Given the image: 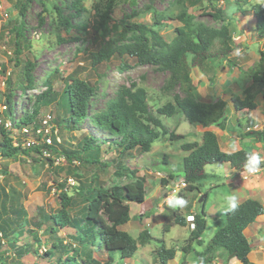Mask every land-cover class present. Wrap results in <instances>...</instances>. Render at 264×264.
Masks as SVG:
<instances>
[{
	"label": "rangeland",
	"instance_id": "rangeland-1",
	"mask_svg": "<svg viewBox=\"0 0 264 264\" xmlns=\"http://www.w3.org/2000/svg\"><path fill=\"white\" fill-rule=\"evenodd\" d=\"M75 2L76 0H0V107H5L4 115L7 117L6 95L10 94L11 118L14 120L31 114L36 106L41 115L51 110L52 114L67 117L68 108L64 107L67 96H64L63 91L67 78L74 75L75 71L78 77L97 83L96 93L91 98L92 112L105 108L107 101L115 95L118 85H129L131 82L145 89L148 107L153 114L163 104L173 102V96L178 92V88L167 90L165 88L167 72L153 65L133 66L122 71L119 69V61L113 58L97 65L95 69L91 67L89 53L96 50L99 39L98 35L94 36V24L104 10L105 0H80L78 7L74 6ZM253 3L264 4V0H221L220 5L224 10L225 18L216 20L206 14L205 1L191 6L186 0H117L112 12L113 20L108 22L109 31L105 34V41L116 38L124 22L153 23L156 12L171 15L163 22L165 24L158 26L159 33L167 42L174 37L175 27L182 25L174 16L185 9L193 14L195 22L207 27L217 28L228 25L233 48L229 57L215 65L210 63L205 71L193 67L191 73L193 83L197 86V99L228 100L232 95L241 94L242 89L248 85L247 73L258 62L259 52L264 48V43L262 40L258 41L253 30L256 20L250 8ZM21 5L24 8L23 18H20ZM21 22L23 29H21L22 35H19L15 29L20 27ZM114 22L117 23V28L112 26ZM74 37L76 39H70ZM27 60L33 64L31 85L26 82L23 73ZM15 62L19 64L15 65ZM48 86L53 89L51 99L48 103L40 105L36 102L35 94L45 91ZM256 102L257 108L251 112V115L258 118L255 120L258 125L263 126L264 99L261 94L257 95ZM66 104L68 105V102ZM228 107L232 106L228 103ZM230 108L228 111H231ZM63 109L65 111L61 114ZM160 119L163 127L159 131H166L167 134L161 135L159 140L153 142L148 151L134 149L123 154L120 153L121 149L117 145L111 143L109 147L105 143L99 149H94L101 153L99 162L94 165L79 164L77 160L66 165L63 157L55 153L52 165L47 159L35 153L29 155L21 153L11 158L0 156V187L8 194L6 199L0 197V206L4 203L6 207L11 205L19 209L20 216L15 220L21 223L25 231L18 234L19 236L12 234L8 239H1L0 236V264H48L54 260V257L48 258L44 254L45 249H48L55 239L69 241L71 234L76 233L74 228L69 227L58 229L57 234L53 236L44 231L49 223L45 219L47 214L56 213L61 206L62 191L72 198L68 206L70 215L77 216L84 203L81 192L87 186L92 184L98 188L100 182L105 187H109L113 184L130 182L135 176H144L145 199L143 203L130 202V220L120 228L133 238H138L143 225L151 234V239L145 245L138 244L132 259L121 258L119 252H114L113 263L151 264L153 258L151 251L164 244L167 248L177 249L175 259L168 261L167 264H180V258L185 254L181 247L189 237L190 228L186 225L174 224L164 229L163 225L167 221L162 223L160 218H170L175 208L166 203L157 209L156 198L161 199L163 194L167 195L168 191L173 190L170 185L174 186L176 180H181L182 158L188 153L183 151L181 145L193 140L201 141L202 129L196 124L189 123L181 111L170 117L160 116ZM210 128L216 129L214 126ZM68 129L67 126V129L62 128L60 131L67 147L81 139V135L80 138H75L79 137L80 131H76L77 136H73ZM83 129L85 132L88 131V121L83 125ZM216 130L221 132L219 129ZM224 132L221 133L230 136L229 139L233 138L229 131L226 134ZM170 133L183 137L171 139ZM235 136L238 137L236 134ZM243 142H245L243 138H235L230 148L238 150L243 146ZM251 142L246 141L248 144ZM103 162L107 165L101 164ZM117 163L119 166L137 170L136 175H117L115 172ZM205 170L208 177L199 183V192L181 190L180 194L175 196L186 200L193 195L192 199L187 201L191 202L195 199L194 205L199 212L201 205L198 200L207 193L204 210L208 225L202 234V239L207 242L218 227L213 221L211 212L218 213L219 206L222 205L221 198L229 189V185L226 184L229 177L225 176L226 169L218 163L206 165ZM162 179H166V182H162ZM164 189L168 191L163 193ZM145 208L146 216L140 217L142 214L140 210ZM180 210L184 212V208ZM12 213L8 212L2 216L8 218ZM255 226L254 222L249 229ZM13 241L15 243H12ZM194 248L200 247L194 244ZM103 254L102 257H105L106 253ZM97 255L94 254L95 257ZM192 257L193 254L191 260L188 259L191 262ZM259 264H264V255Z\"/></svg>",
	"mask_w": 264,
	"mask_h": 264
},
{
	"label": "trees",
	"instance_id": "trees-1",
	"mask_svg": "<svg viewBox=\"0 0 264 264\" xmlns=\"http://www.w3.org/2000/svg\"><path fill=\"white\" fill-rule=\"evenodd\" d=\"M186 1L191 6L205 1L207 15L216 20L225 18L224 10L220 5L221 0ZM116 2L117 0H105L104 10L95 20L94 36L98 35L99 39L96 50L89 53L91 67L95 69L97 65L113 58L119 61V69L122 71L133 66L153 65L167 72L165 88L167 90L178 88V92L174 94L173 102L163 104L153 114L148 107V96L144 88L137 86L135 82L129 85L120 84L116 88L115 95L107 101L105 108L92 112L91 98L96 93L97 83L80 78L76 71H72L76 75H70L67 78L63 91L64 96H67L68 105L65 103L64 107L68 108V116L54 114L52 122L60 131L62 128L67 129L68 126V132L73 136H77L76 131H80L79 137L75 138H80L81 135V139L68 147L63 141L59 144L62 151L59 153L64 155L69 162L77 160L79 164L94 165L99 162L101 154L94 149H99L105 143L109 147L111 143L117 145L121 149L120 153L123 154L134 149L148 151L154 141L166 134V131H159L163 127L160 116L170 117L181 111L189 123L196 124L203 129L200 142L191 141L181 145V148L188 152L182 158L186 190L199 191V183L208 177L205 170L206 165L230 163L231 168L242 170L248 154L253 151L244 147L233 152L222 151L217 134L210 128L214 125L221 130L227 129V101L222 98L197 99V86L191 77L193 67L205 71L210 63L215 65L229 57L233 51L229 26L207 27L195 22L193 14L185 9L174 16L182 25L175 27L174 37L167 42L159 33L158 26L165 24L163 22L171 15L156 12L153 16V23L124 22L116 38L105 41V34L109 31L108 22L113 20L112 12ZM79 5L80 0H76L74 6ZM22 7L23 5L20 8V18L24 17ZM250 8L256 19L253 29L255 37L264 43V4L253 3ZM19 25L21 28L17 27L15 32L22 35V22ZM112 26L118 27L116 22ZM70 39H76V37ZM96 39L97 37L94 38ZM102 40L105 41L104 45H102ZM259 54L258 62L247 73L248 85L242 89L241 94L232 95L230 103L235 112H245L247 116L244 124L239 122L237 125L247 128L243 132V137H250L264 144V131L253 129L255 122L249 115L257 107L256 96L261 94L264 99V48ZM18 64L15 62V65ZM32 67V62L27 60L23 73L29 85L33 82ZM52 92L53 89L48 86L45 91L35 94L36 102L40 105L48 103ZM11 101V95L7 94L6 102L9 104L10 112H12ZM65 109L61 111V114ZM38 114L39 109L36 106L31 114L24 116V121L21 120V123L36 119ZM87 121L89 129L85 132L83 125ZM169 136L171 139L183 137L175 133H170ZM40 152L38 147H33L31 150L13 147L8 132L0 127V156L11 158L21 153L29 155V153ZM47 161L50 165L53 164L51 158H47ZM101 164L107 165L105 162ZM115 172L119 176H124V174L135 176L137 170L119 166L117 163ZM162 181L166 182L165 179ZM144 182V176H135V179L130 182L113 184L109 187H105L100 182L98 188L90 184L81 192L84 203L77 212V216L70 215L68 206L72 198L62 191L61 206L56 213L47 214L45 219L49 223L44 231L53 236L57 234L58 229L69 227L74 228L76 233L71 234L69 241L55 239L51 246L45 249L44 254L48 258L54 257V260L48 264H114V252L116 251L120 253L121 258L132 257L139 245H145L150 241L151 234L144 229L139 232L138 238H133L120 227L130 220L129 203L144 202ZM56 184L63 186L60 183ZM1 196L8 198L7 192L2 187H0ZM204 203L205 200L200 204L201 210L194 213V229L190 231L181 250L185 254L194 252L195 264L210 263L212 257L218 254L219 249L223 251L227 260L236 258L242 264H258L248 259L250 246L244 230L263 214L264 208L261 202L254 198H246L238 202L239 207L235 212L225 213V224L214 231L202 250H196L194 244L198 246L204 244L201 237L207 228ZM0 209L1 239H8L12 234L19 236L18 234L25 232L21 223L15 220L20 216L19 209L11 205L6 207L4 203L1 204ZM8 212H13L9 214L13 218L2 216ZM171 217L172 222L168 225L164 224V229L174 224L186 225L185 219L177 211H174ZM39 224L38 227H40ZM103 253H106L105 257H102ZM151 253L153 264H167L175 258L176 249L167 248L162 244ZM94 254L98 255L95 257ZM181 264L186 263L181 260Z\"/></svg>",
	"mask_w": 264,
	"mask_h": 264
},
{
	"label": "crops",
	"instance_id": "crops-1",
	"mask_svg": "<svg viewBox=\"0 0 264 264\" xmlns=\"http://www.w3.org/2000/svg\"><path fill=\"white\" fill-rule=\"evenodd\" d=\"M230 112V114H228V120H227V124H229L230 128H238L237 131H233V130H228L229 133H231V135L233 136L232 139H229L230 136H225L223 135L221 132H223L222 130H220L221 132L219 133L215 128L213 129L216 134L218 135L219 138V144H220V148L223 151H234L237 150V148H230V146L232 145V143L234 142L235 138H243V140L245 142H243V146L246 147L247 149H252V151H257L261 156H264V145L258 141H254L252 140L250 137H243V131L244 129L238 126H235L236 123H243L244 122V116L240 115L239 113H235L234 111H228ZM250 116L254 119L257 120L258 118L256 116H252L251 112H250ZM257 125V129L264 130V123L263 126L258 125V123H255ZM225 134L227 133V130L224 132ZM235 134L238 136L236 137ZM231 136V137H232ZM220 139L222 141H220ZM252 141L254 143H246V141ZM242 147V146H241ZM240 147V148H241ZM186 152V151H185ZM225 169H226V173L225 176L229 177V180L226 181V184L229 185V189L227 190L226 194H233L235 193L238 197V202L246 199V198H254L256 200H258L259 202H261L262 204L264 203V162L262 165V171L256 174H253L249 177H244L243 174H239L235 171H233L230 167V164L225 163L223 165ZM165 192V190L163 191ZM193 195L187 197V199H192ZM168 198V195H167ZM156 202L158 203V205H161L163 202H166V196L163 199H159L156 198ZM195 199L193 201H189L187 204V207L184 208V212L182 213L180 208H175L173 210H177L179 211L183 217H185L186 215H189L191 213L196 212V208L194 205ZM167 203V202H166ZM151 206H149L150 208ZM147 209H143L140 210V217L142 216H146L145 215V211ZM226 212H224L223 206H219V210L217 214H214L213 212H211V216L213 218V221L216 222L217 226L216 229H218L219 227L223 226L224 224V215ZM165 217V216H164ZM168 219V220H166ZM208 220V219H206ZM160 221L162 223H165V221H167V223L171 222V218H160ZM254 223V222H253ZM252 223V224H253ZM256 226L253 229H249L250 226L252 224H250L249 226H247L244 230V233L246 235V237L248 238V240L250 241V243H258L255 244L253 247L250 248V251L248 253V259L252 262L258 263L261 262L263 260V255H264V213L259 216L256 221ZM189 225V222H186V226ZM145 227L142 225V230ZM215 229V230H216ZM214 230V231H215ZM259 241H263L262 244H259ZM204 243H206V241H204ZM258 246V247H257ZM200 248H197V250H201L203 248L202 246H199ZM202 247V248H201ZM177 254V252H176ZM191 254H194V252H190L186 255L181 256L180 261L184 260L186 264H195V259H194V255L192 257L193 261L191 262L190 258H191ZM129 259H132L129 258ZM190 259V260H188ZM219 260H221L222 262H219ZM241 264L238 260H236L235 258L227 260L224 257V253L222 250L219 249L217 256L213 259L212 263L210 264ZM181 264V262H180Z\"/></svg>",
	"mask_w": 264,
	"mask_h": 264
},
{
	"label": "clouds",
	"instance_id": "clouds-1",
	"mask_svg": "<svg viewBox=\"0 0 264 264\" xmlns=\"http://www.w3.org/2000/svg\"><path fill=\"white\" fill-rule=\"evenodd\" d=\"M257 97V96H256ZM223 99V98H222ZM225 100V99H224ZM227 101V103H229L230 105H231V103H230V99H228V100H226ZM257 103V102H256ZM9 106V104H7V107ZM264 106V105H263ZM229 108L230 107H228L227 106V113H228V110H229ZM257 108V107H256ZM230 109H232V111H234L235 112V110L231 107ZM8 110V109H7ZM252 111H254V110H252ZM251 111V112H252ZM10 113V114H9ZM9 113L7 112V117L8 118H10V119H12L13 121H15V126H14V130H7V129H5L3 126H1L0 125V127H3L7 132H8V135H9V137L12 139V145H13V147H20V148H22V149H29V150H31V149H33V147H38V149L41 151L40 153H35L37 156H39V157H44L45 159H47V158H51L52 160H53V162H54V153H55V155H57V154H59L61 157H63V160L67 163L66 165H68L69 163H72V162H69L66 158H65V156L64 155H61L60 153H59V151L60 152H62L61 151V149H60V147H59V144L61 143H63V138H62V136H61V133H60V130L58 129V127L52 122V119H53V116H54V114H52L51 113V110H49V111H47V112H45L44 114H38L37 115V117H36V119H33L32 121H29V122H25V123H21V120H23L24 121V115L22 116V117H19L18 119H17V121L16 120H14L13 118H11V115H12V112H10L9 111ZM46 113H49L50 114V116H51V120H50V122H51V124H52V131L54 130V129H56V132L54 133V132H52V134H51V137H52V141H51V144H37V145H33V146H31V147H26V146H23L22 145V141L20 140V136L22 135V133H21V128L23 127V126H25V125H27V126H30V125H33L34 126V124L35 125H37V126H39V125H41V118H43L44 116H45V114ZM235 113H239L240 115H242V116H244V122L242 123V124H244L245 123V121H246V114H242V112H235ZM228 115V114H227ZM249 115H250V113H249ZM252 118V117H251ZM253 119V118H252ZM227 120H228V116H227ZM254 120V119H253ZM254 122L256 123V121L254 120ZM241 123V122H240ZM254 123V126H253V129H255V130H259V129H257V125ZM238 125V123H236V125H234V127L235 126H237ZM212 126H214V125H212ZM34 127H36V126H34ZM214 127H216L217 129H220V128H218L217 126H214ZM239 127V126H238ZM201 128V127H200ZM202 129V128H201ZM237 129L238 128H230V126H229V124H227V131L228 130H233L234 132L235 131H237ZM244 129V131L245 130H247V128H243ZM213 130V129H212ZM221 130V129H220ZM226 130H222V131H226ZM214 131V130H213ZM243 131V132H244ZM259 131H264L263 129H261V130H259ZM215 132V131H214ZM202 133H203V129H202ZM216 133V132H215ZM74 135H75V133H73ZM167 134V133H166ZM165 135V134H164ZM242 136H243V134H242ZM15 137H17V140H18V142H17V144H14V139H15ZM22 137V136H21ZM58 138V139H57ZM160 138H161V136H160ZM159 140V139H158ZM193 141H196V140H193ZM219 141V140H218ZM155 142V141H154ZM191 142V141H190ZM197 142H200V141H197ZM220 145V144H219ZM264 145V144H263ZM244 146H242L241 148H243ZM244 148H246V147H244ZM240 149V148H239ZM247 149V148H246ZM43 150H47L48 152H49V155H44L43 154ZM222 150V149H221ZM249 150H251L252 151V149H249ZM184 151V150H183ZM223 151V150H222ZM187 152V151H186ZM225 152H227V151H225ZM228 152H233V151H228ZM188 154V153H187ZM186 154V155H187ZM262 162H264V156H261L257 151L255 152V151H253V152H251V153H249L248 154V156H247V160H246V163H245V165H244V168L242 169V170H240V171H238V170H236V169H233V168H231L233 171H235V172H237V173H239V174H243V176L244 177H249V176H251V175H253V174H256V173H259V172H261L262 171ZM74 163V162H73ZM223 164H225V163H223ZM223 164H221V165H223ZM228 164H230V163H228ZM220 165V164H219ZM47 166H48V164H47ZM49 167V166H48ZM230 167H231V165H230ZM68 180H70V179H68ZM166 180V179H165ZM174 179H173V177L171 178V181H173ZM163 182V181H162ZM171 184V183H170ZM186 182L184 181V179H183V174H182V178H181V180L180 181H178V180H176V183L174 184V186H172V185H170L171 187H172V189L173 190H171V191H168L167 189H164L165 191H168V198H167V195H164L163 194V197L161 198V199H163L165 196H166V202H167V204L170 206V207H172V208H185V207H187V204H188V201H187V199L185 200L184 198H178V197H176L175 195L176 194H180V191L181 190H186ZM199 186H200V184H199ZM199 192V191H198ZM164 193V192H163ZM202 197V201L200 202L199 200H198V202L201 204V203H203L204 202V200H205V203H206V200H207V193H205L204 195H202L201 196ZM200 197V198H201ZM199 198V199H200ZM166 202H163L162 204H166ZM221 204H222V206H223V209H224V212H226V213H232V212H235L237 209H238V207H239V204H238V197H237V195L235 194V193H233V194H225V195H223V197L221 198ZM205 203H204V205H205ZM162 204L161 205H158L157 207V209H160L161 207H162ZM262 204V203H261ZM263 205V204H262ZM264 208V207H263ZM129 209H130V203H129ZM173 211H177V210H173ZM196 212H197V210H195ZM205 211V210H204ZM182 217H183V215L179 212V211H177ZM195 213V212H194ZM194 213H191V214H189V215H186L185 217H183L184 219H185V223L186 222H189V225H188V228H190V230L189 231H191V230H193L194 229ZM264 213V212H263ZM170 218H171V222H172V217L170 216ZM207 219V218H206ZM256 221V220H255ZM254 221V222H255ZM170 222V223H171ZM165 224H169V223H165ZM207 225H208V223H207ZM170 227V226H169ZM145 229V228H144ZM143 229V230H144ZM189 235H190V232H189ZM212 237V236H211ZM188 239V238H187ZM201 239H202V237H201ZM203 240V239H202ZM210 240V239H209ZM208 240V241H209ZM207 241V242H208ZM206 242V243H207ZM149 243V242H148ZM203 243H204V240H203ZM206 243H204L203 244V247H204V245L206 244ZM183 246V245H182ZM249 246H250V241H249ZM253 247V246H252ZM173 248V247H172ZM182 248V247H181ZM202 248V247H201ZM251 248V247H250ZM203 249V248H202ZM201 249V250H202ZM197 250V249H196ZM176 252H177V249H176ZM183 252V251H182ZM184 255H186V254H184ZM194 255V254H193ZM217 256V255H216ZM216 256H213L212 257V259H211V261H210V263H212V261H213V259L216 257ZM225 257V256H224ZM131 258V257H130ZM129 259V258H128ZM175 259V258H174ZM231 259H233V258H231ZM236 259V258H235ZM173 260V259H172ZM230 260V259H229ZM237 260V259H236ZM171 261V260H170ZM210 263H207V264H210ZM151 264H153L152 263V260H151Z\"/></svg>",
	"mask_w": 264,
	"mask_h": 264
},
{
	"label": "built area",
	"instance_id": "built-area-1",
	"mask_svg": "<svg viewBox=\"0 0 264 264\" xmlns=\"http://www.w3.org/2000/svg\"><path fill=\"white\" fill-rule=\"evenodd\" d=\"M5 107H0V125L3 126L7 130H14L15 121L6 117L4 115ZM51 116L49 113H46L43 118H41V125L37 126L34 124L30 126H23L20 130L22 133V137L20 136V140L22 141V145L26 147H31L37 144H51L52 132H56V129L52 131V124L50 122ZM17 121V119H16ZM58 139V138H57ZM18 140L17 137L14 139V144H17ZM44 155H49L47 150H43Z\"/></svg>",
	"mask_w": 264,
	"mask_h": 264
},
{
	"label": "water",
	"instance_id": "water-1",
	"mask_svg": "<svg viewBox=\"0 0 264 264\" xmlns=\"http://www.w3.org/2000/svg\"><path fill=\"white\" fill-rule=\"evenodd\" d=\"M7 112L9 113V110H7ZM199 201L200 202L202 201V197L199 199ZM259 242H260L259 244H262L263 241H259ZM255 244H258V243H250V247L254 246Z\"/></svg>",
	"mask_w": 264,
	"mask_h": 264
}]
</instances>
